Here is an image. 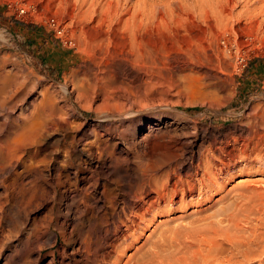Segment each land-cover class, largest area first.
Instances as JSON below:
<instances>
[{"label":"bare ground","instance_id":"1","mask_svg":"<svg viewBox=\"0 0 264 264\" xmlns=\"http://www.w3.org/2000/svg\"><path fill=\"white\" fill-rule=\"evenodd\" d=\"M248 1L253 6L264 0ZM5 58L11 56H0V264H264V187L246 178L201 223L173 226L160 242L144 241L123 260L150 218L176 198L187 206L235 174L264 169L263 114L252 126L213 134L188 155L171 153L164 160L146 148L156 124L146 92L155 77L134 65L133 52L74 67L58 84L44 82L16 58V66L6 68ZM68 92L97 117L83 120ZM123 122L137 149L123 151L112 133L101 132ZM118 169L126 182L120 210L108 220L101 210L108 190L102 180L120 176ZM220 239L228 246L216 256ZM75 241L84 258H56L55 250Z\"/></svg>","mask_w":264,"mask_h":264},{"label":"rangeland","instance_id":"2","mask_svg":"<svg viewBox=\"0 0 264 264\" xmlns=\"http://www.w3.org/2000/svg\"><path fill=\"white\" fill-rule=\"evenodd\" d=\"M11 1L25 13L18 15L14 5L0 0V56H11L3 59L6 68L15 67L11 59L16 58L44 82L58 84L63 82L64 73L67 76L84 63L120 59L130 52L137 56L134 65L155 77L146 92L152 99V122H156L146 138L151 155L159 154L164 160L171 153L188 155L200 140L206 145L213 134L221 136L240 126H252L258 115H264V1L253 6L247 0L236 5L234 0ZM252 9L260 13L256 15ZM48 18L62 28L60 34L48 25ZM20 43H26L33 55L22 52ZM36 57L42 58L43 67L57 70L56 79L39 71L41 64ZM66 98L83 120L97 117V112L79 106L73 93L68 92ZM100 129L113 134L117 148H138L131 140L132 128H126L125 122L112 125L108 132ZM119 172L120 176L104 175L102 180L108 190L101 210L108 220L115 219L120 210V188L126 178ZM241 175L235 174L221 190H210L198 202L186 201L187 206L176 198L165 207L167 212L150 218L140 239L125 250L123 260L144 241L160 242L173 226L201 223V218L237 193L233 185L238 180L246 178L264 187V169ZM192 196L196 197V191ZM218 242L221 249L216 256H221L228 245L222 239ZM58 244L59 240L56 246L44 247L43 254ZM60 254L65 263L84 258L78 241L60 246L55 250L57 259Z\"/></svg>","mask_w":264,"mask_h":264},{"label":"trees","instance_id":"3","mask_svg":"<svg viewBox=\"0 0 264 264\" xmlns=\"http://www.w3.org/2000/svg\"><path fill=\"white\" fill-rule=\"evenodd\" d=\"M19 49L22 51V52H25V53H28L29 55H33L31 52H30V48L26 45V43H20L18 45ZM36 61L39 62V64H41L42 62V58L40 57H36L35 58ZM39 71L41 73H44L47 75L48 78L50 79H56L57 78V70L55 68H49V67H43V65L41 64L40 65V68H39ZM185 111L187 112H192L194 111L193 108H183Z\"/></svg>","mask_w":264,"mask_h":264},{"label":"built area","instance_id":"4","mask_svg":"<svg viewBox=\"0 0 264 264\" xmlns=\"http://www.w3.org/2000/svg\"><path fill=\"white\" fill-rule=\"evenodd\" d=\"M16 4H17V3L14 2V1L7 0V6L14 5V8H15V10L17 11V14H18V15H22V14H24V13H25L24 8H23L22 6H19V5L17 6ZM15 5H16V6H15ZM47 23H48V25H50V26L53 28V30H54L57 34H60V33H61L62 28L57 24V22H56L53 18H48ZM68 42H70V41H68Z\"/></svg>","mask_w":264,"mask_h":264}]
</instances>
